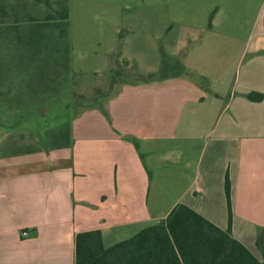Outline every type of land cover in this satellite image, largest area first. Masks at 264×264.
<instances>
[{
	"label": "crops",
	"instance_id": "0c3cea01",
	"mask_svg": "<svg viewBox=\"0 0 264 264\" xmlns=\"http://www.w3.org/2000/svg\"><path fill=\"white\" fill-rule=\"evenodd\" d=\"M260 1L257 18L263 22ZM205 3L206 13L216 7L212 28L238 17L228 0ZM237 55L234 80L224 91L203 89L189 75H165L124 87L106 104L109 118L99 107L79 114L65 152L0 151V264H75L79 233L100 230L105 241L164 220L180 203L230 228L261 260L264 99L252 102L247 96H264V31L250 34ZM184 117L211 126L196 156L185 151L182 159L180 151L178 174L188 186L164 218H154L149 204L154 168L172 161L173 151L166 147L168 156L159 162L155 155L172 141L193 138L181 127Z\"/></svg>",
	"mask_w": 264,
	"mask_h": 264
},
{
	"label": "rangeland",
	"instance_id": "374dc122",
	"mask_svg": "<svg viewBox=\"0 0 264 264\" xmlns=\"http://www.w3.org/2000/svg\"><path fill=\"white\" fill-rule=\"evenodd\" d=\"M5 1L7 17L0 27V116L14 129H0V151L15 145L20 152L41 153L69 144L72 125L83 111L99 107L109 118L106 104L124 87L165 75H189L203 89L224 91L234 80L238 52L250 34L264 31L262 19L257 18L260 0H228L233 4L229 11L238 17L213 28L216 7L206 13L209 4L205 3L212 0H63L66 20L44 18L45 7L35 0ZM15 4L19 5L11 11ZM188 4L194 6L192 10ZM52 7L54 12L60 10L56 3ZM12 13H18L20 20H13ZM26 13L32 15L25 17ZM182 42L187 45L179 50ZM17 113L24 115L10 119ZM197 119L184 117L181 127L188 131L185 136L193 137L189 142L172 141L155 155L159 162L168 156L163 155L166 147L173 151L172 161L154 168L149 200L154 218H164L188 186V179L182 182L178 174L179 162L187 153L191 157L199 153L211 126ZM194 122L197 125L189 124ZM62 132L64 138L51 139V134ZM144 159L152 166L148 156ZM144 228L107 237L104 245L128 240Z\"/></svg>",
	"mask_w": 264,
	"mask_h": 264
},
{
	"label": "trees",
	"instance_id": "16d2710c",
	"mask_svg": "<svg viewBox=\"0 0 264 264\" xmlns=\"http://www.w3.org/2000/svg\"><path fill=\"white\" fill-rule=\"evenodd\" d=\"M35 1L34 3L37 5L45 7L44 18L68 19V10L64 7L63 0H55L53 3L51 0ZM54 3L60 7L57 12H54L55 9L52 7ZM5 5V0L0 1V27L5 25L4 18L7 17L5 16ZM17 5L19 4L12 5L11 11ZM30 15L32 14L26 13L25 17ZM12 16L13 20H20L17 17L18 13L17 16L12 13ZM247 98L252 102H260L264 96L250 93ZM37 112L38 116H42L39 109ZM20 115L24 114L17 113L10 119ZM4 121L5 119L0 116V129H14V126L8 125V122L3 123ZM65 136L63 132L51 134V139L64 138ZM38 142H40L39 139ZM70 145L71 142L61 144L43 152H65ZM14 146H8L10 147L9 152L13 155L39 152L34 150L20 152ZM226 192L229 198L230 188L228 185ZM231 219L230 210V224ZM257 246L262 253L261 260L234 238L230 228L223 230L192 208L180 203L164 220L143 229L134 237L108 248L104 245L103 233L100 230L79 233L76 236L75 264H264V230L258 236Z\"/></svg>",
	"mask_w": 264,
	"mask_h": 264
}]
</instances>
